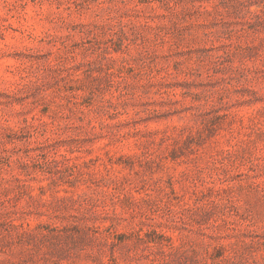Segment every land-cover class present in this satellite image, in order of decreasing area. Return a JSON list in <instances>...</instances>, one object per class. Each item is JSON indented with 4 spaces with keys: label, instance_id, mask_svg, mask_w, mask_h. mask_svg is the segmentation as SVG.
<instances>
[{
    "label": "rangeland",
    "instance_id": "374dc122",
    "mask_svg": "<svg viewBox=\"0 0 264 264\" xmlns=\"http://www.w3.org/2000/svg\"><path fill=\"white\" fill-rule=\"evenodd\" d=\"M0 264H264V0H0Z\"/></svg>",
    "mask_w": 264,
    "mask_h": 264
}]
</instances>
